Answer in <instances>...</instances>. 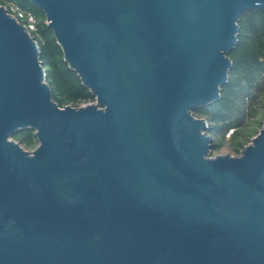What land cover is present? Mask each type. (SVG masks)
I'll use <instances>...</instances> for the list:
<instances>
[{
	"label": "water",
	"instance_id": "water-1",
	"mask_svg": "<svg viewBox=\"0 0 264 264\" xmlns=\"http://www.w3.org/2000/svg\"><path fill=\"white\" fill-rule=\"evenodd\" d=\"M94 102L58 106L0 5V264H264V121L211 156L238 19L264 0H29ZM33 130L37 145L12 135Z\"/></svg>",
	"mask_w": 264,
	"mask_h": 264
},
{
	"label": "trees",
	"instance_id": "trees-1",
	"mask_svg": "<svg viewBox=\"0 0 264 264\" xmlns=\"http://www.w3.org/2000/svg\"><path fill=\"white\" fill-rule=\"evenodd\" d=\"M8 2H15L35 17V30L31 36L39 45V58L53 101L60 107L93 101L95 98L90 90L63 60V52L47 27L44 12L29 0H0V5ZM227 56L232 66L227 82L220 88V98L193 110L195 116L208 122L206 132L212 138V152L223 146L225 134L231 135L230 148L238 151L263 124L264 11H245L239 17L237 43ZM32 132L30 129L19 131L12 138L28 146L33 143Z\"/></svg>",
	"mask_w": 264,
	"mask_h": 264
},
{
	"label": "built area",
	"instance_id": "built-area-1",
	"mask_svg": "<svg viewBox=\"0 0 264 264\" xmlns=\"http://www.w3.org/2000/svg\"><path fill=\"white\" fill-rule=\"evenodd\" d=\"M2 6H4L6 11L18 22L23 24L31 35V33L35 30V17L33 14L30 11L20 7L15 2H8Z\"/></svg>",
	"mask_w": 264,
	"mask_h": 264
},
{
	"label": "rangeland",
	"instance_id": "rangeland-1",
	"mask_svg": "<svg viewBox=\"0 0 264 264\" xmlns=\"http://www.w3.org/2000/svg\"><path fill=\"white\" fill-rule=\"evenodd\" d=\"M90 102H94L93 101H90ZM87 103V102H86ZM72 106V105H71ZM79 106V105H78ZM258 118V117H257ZM259 130V129H258ZM25 131V130H24ZM230 133V132H229ZM16 134V133H15ZM33 134V133H32ZM253 135L250 136L249 138V141H246L245 145L248 144L251 140V138L256 134V132L254 131L252 133ZM14 135V134H13ZM231 135H228V134H225V137H224V144L222 147H220V149H218V151L216 152H212L211 151V156L212 155H215V154H231V155H238L240 153V150L242 149H239L238 151L237 150H233L230 148V145H229V139H230ZM13 139V138H12ZM32 144L31 145H24V144H21L22 148H24L25 150L27 151H31L35 148V146L37 145V140L36 138L32 135Z\"/></svg>",
	"mask_w": 264,
	"mask_h": 264
}]
</instances>
